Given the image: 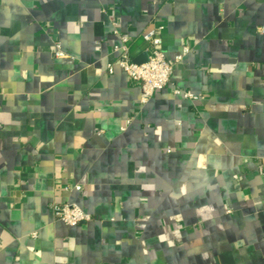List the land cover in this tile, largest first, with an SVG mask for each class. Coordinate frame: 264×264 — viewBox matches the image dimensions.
<instances>
[{
  "label": "crops",
  "instance_id": "0c3cea01",
  "mask_svg": "<svg viewBox=\"0 0 264 264\" xmlns=\"http://www.w3.org/2000/svg\"><path fill=\"white\" fill-rule=\"evenodd\" d=\"M152 25L190 51L143 103L114 46ZM262 26L264 0H0V264H264Z\"/></svg>",
  "mask_w": 264,
  "mask_h": 264
},
{
  "label": "built area",
  "instance_id": "2783aa9c",
  "mask_svg": "<svg viewBox=\"0 0 264 264\" xmlns=\"http://www.w3.org/2000/svg\"><path fill=\"white\" fill-rule=\"evenodd\" d=\"M162 30L163 25H152L144 32L143 37L147 42L146 52L148 53L145 61L138 62L132 57L125 36H122L120 44L114 46V51L118 54L117 64L133 81L140 84L142 88L141 100L143 103H146L156 91L171 84L175 64L181 61L190 51V46L185 45L182 51L177 53L174 58H169L162 48ZM260 30L264 32V26ZM58 53L61 52L59 51ZM108 70L112 73L114 71V64H109ZM173 92L191 100H198L200 98L198 94L182 89L177 85L173 87ZM257 165L259 171L264 173V158H260ZM75 188L81 189V186L76 185ZM52 209L57 218L69 225H79L93 218L90 213L86 212L76 203H53Z\"/></svg>",
  "mask_w": 264,
  "mask_h": 264
},
{
  "label": "water",
  "instance_id": "95a60500",
  "mask_svg": "<svg viewBox=\"0 0 264 264\" xmlns=\"http://www.w3.org/2000/svg\"><path fill=\"white\" fill-rule=\"evenodd\" d=\"M147 57H148V53L147 52H145L144 53V56H142V57H140V58H138V59H136L138 62H142V61H145L146 59H147Z\"/></svg>",
  "mask_w": 264,
  "mask_h": 264
}]
</instances>
